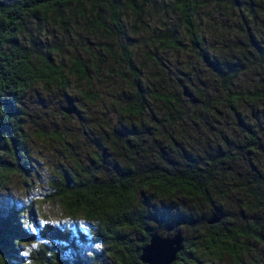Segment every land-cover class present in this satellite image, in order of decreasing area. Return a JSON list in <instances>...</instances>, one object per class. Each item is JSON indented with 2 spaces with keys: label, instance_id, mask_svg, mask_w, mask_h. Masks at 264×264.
<instances>
[{
  "label": "rangeland",
  "instance_id": "374dc122",
  "mask_svg": "<svg viewBox=\"0 0 264 264\" xmlns=\"http://www.w3.org/2000/svg\"><path fill=\"white\" fill-rule=\"evenodd\" d=\"M239 15L238 10L232 11L234 25ZM207 22L203 19L200 29L208 36L205 47L216 66L221 65L219 68L194 53L187 39L182 50L148 44L146 38L135 37L124 43L141 74L142 89L138 94L134 90L137 79L127 67L123 45L115 43L111 34L92 36L89 51L71 45L63 49L60 33L46 30L43 37L53 44L58 63L62 60L71 67L76 54L90 58L91 80H80L68 73L67 88L58 82H37L27 90L20 106L24 110V132L31 154L30 172L10 174L7 186L0 191L3 208H21L26 222L34 229L45 224L86 228L85 216L69 214L61 199L56 198L64 176L73 178L81 173L82 178L88 175L95 180L111 178L128 166L129 160L138 168L155 172L184 165L190 155L206 167L227 158L220 164L215 179L234 186L248 179L257 188L260 180H264V101L256 99V93L264 89V82L256 76L257 65L253 64L256 61L246 65L249 55L238 51L251 44L256 46L254 57L260 56L264 30H255L248 20L244 28L235 26L224 37ZM229 64L235 69L230 71H236L238 77L231 92L223 79L228 74L224 68L230 67ZM162 96H168L172 103H164ZM67 98L73 100L77 113L66 115L61 110ZM141 101L142 111L136 114L133 111L139 110L137 105ZM250 138L256 139L260 149L248 151L254 144ZM240 158L245 160L246 167ZM225 193L227 197L221 205L230 222L242 227L250 222L264 223V210L248 207L250 198L244 192L226 189ZM139 196V204L148 209H169L166 217L172 224L188 213L199 220L213 212L183 196L163 202L153 190ZM178 228L186 239L194 238L193 231L184 224ZM131 236L137 244L142 239L138 231H132ZM63 245L66 256L61 264H117L116 252L108 245L78 244L75 248L68 243ZM24 247V253L30 250V246ZM242 250L243 264H264V227L262 238L249 237L244 240ZM197 257L202 264H234L229 254L213 258L199 252Z\"/></svg>",
  "mask_w": 264,
  "mask_h": 264
},
{
  "label": "trees",
  "instance_id": "16d2710c",
  "mask_svg": "<svg viewBox=\"0 0 264 264\" xmlns=\"http://www.w3.org/2000/svg\"><path fill=\"white\" fill-rule=\"evenodd\" d=\"M234 10L240 13L236 25L232 22ZM203 19L224 37L235 26L244 28L248 20L255 30H264V0H0V191L7 186L12 172H30L31 154L24 132V110L20 106L27 90L37 82H58L67 88L68 73L80 80H91L90 58L76 54L71 67L62 60L58 63L53 44L43 37L46 30L60 33L63 49L71 45L89 51L92 36L111 34L115 43L123 45L127 67L137 79L134 90L138 94L142 89L141 74L124 44L131 38H146L148 44H162L174 50H182L187 39L194 53L213 67H221L216 66L205 47L208 36L200 29ZM255 48V45H243L238 53L249 55L246 65L256 61L253 63L257 65L256 76L264 82V47L261 46L262 53L256 57ZM230 69L234 68H224L228 74L223 75L229 92L238 78L236 71ZM183 94L186 95V90ZM256 95V99L264 101V89ZM139 98L144 101L142 94ZM161 99L166 104L172 103L168 96ZM143 101L137 105L139 110L133 112L141 113ZM65 106L66 102L62 108ZM230 106L233 108L232 103ZM131 110L132 106L128 108ZM251 141L254 144L248 147L249 152L260 149L255 138H250ZM225 161L227 158H221L206 167L190 155L184 165L151 172L150 168H138L129 160L128 166L111 178L95 180L90 175L82 178L81 173L73 178L66 175L56 198L61 199L69 214H83L88 222L86 228L45 224L34 229L26 222L21 208H3L0 201V264H61L66 256L64 243L74 248L78 244L108 245L116 252L117 264H144L140 255L150 236L153 233L166 236V228L170 226H175V230L169 235L181 232L179 224L190 228L194 238L184 237V249L172 264H202L197 257L199 252L213 258L229 254L234 264H243L244 240L251 236L260 240L264 223L250 222L242 227L230 222L221 201L227 197L226 189L239 190L250 198L248 207L264 210V180H260L257 188L248 179L235 186L223 179L217 181L215 174ZM147 190H153L160 202L183 196L198 206L213 209L212 213H222L224 218L211 225L207 219L212 213L199 220L188 213L172 224L166 217L169 209H148L139 204V194ZM29 210L35 212L32 207ZM132 231L142 235L138 244L131 236ZM24 245L30 246L26 253Z\"/></svg>",
  "mask_w": 264,
  "mask_h": 264
},
{
  "label": "water",
  "instance_id": "95a60500",
  "mask_svg": "<svg viewBox=\"0 0 264 264\" xmlns=\"http://www.w3.org/2000/svg\"><path fill=\"white\" fill-rule=\"evenodd\" d=\"M62 111L68 115L77 113V107L69 98L66 101V106ZM224 218L220 212H214L207 219L208 224L219 223ZM175 230V226L166 228L167 235L153 233L150 236L148 244L142 248L140 260L144 264H172L178 254L184 249V236L181 232H176L169 235Z\"/></svg>",
  "mask_w": 264,
  "mask_h": 264
}]
</instances>
